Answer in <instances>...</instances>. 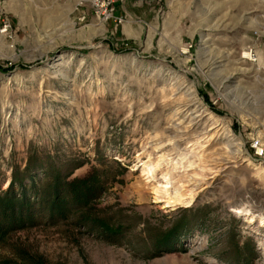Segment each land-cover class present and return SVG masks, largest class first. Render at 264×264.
<instances>
[{
  "label": "rangeland",
  "instance_id": "obj_1",
  "mask_svg": "<svg viewBox=\"0 0 264 264\" xmlns=\"http://www.w3.org/2000/svg\"><path fill=\"white\" fill-rule=\"evenodd\" d=\"M77 1L0 0V264H264V0Z\"/></svg>",
  "mask_w": 264,
  "mask_h": 264
},
{
  "label": "built area",
  "instance_id": "obj_2",
  "mask_svg": "<svg viewBox=\"0 0 264 264\" xmlns=\"http://www.w3.org/2000/svg\"><path fill=\"white\" fill-rule=\"evenodd\" d=\"M123 2V0H78V6H88L97 21L105 23L109 20H114V10L116 5ZM119 22V18H116Z\"/></svg>",
  "mask_w": 264,
  "mask_h": 264
},
{
  "label": "bare ground",
  "instance_id": "obj_3",
  "mask_svg": "<svg viewBox=\"0 0 264 264\" xmlns=\"http://www.w3.org/2000/svg\"><path fill=\"white\" fill-rule=\"evenodd\" d=\"M148 169V168H147ZM149 172V171H148Z\"/></svg>",
  "mask_w": 264,
  "mask_h": 264
}]
</instances>
